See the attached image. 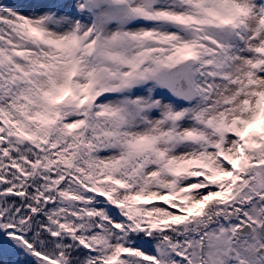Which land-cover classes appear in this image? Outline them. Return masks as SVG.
<instances>
[{
    "label": "snow or ice",
    "instance_id": "snow-or-ice-1",
    "mask_svg": "<svg viewBox=\"0 0 264 264\" xmlns=\"http://www.w3.org/2000/svg\"><path fill=\"white\" fill-rule=\"evenodd\" d=\"M0 264H264V0H0Z\"/></svg>",
    "mask_w": 264,
    "mask_h": 264
}]
</instances>
